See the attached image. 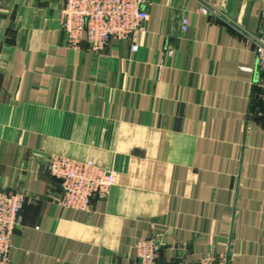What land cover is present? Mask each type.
Returning a JSON list of instances; mask_svg holds the SVG:
<instances>
[{
    "label": "crops",
    "instance_id": "crops-1",
    "mask_svg": "<svg viewBox=\"0 0 264 264\" xmlns=\"http://www.w3.org/2000/svg\"><path fill=\"white\" fill-rule=\"evenodd\" d=\"M203 1L151 0L136 51L93 52L63 0H0V187L25 196L8 264H134L150 237L165 264H264V0ZM51 155L114 171L109 197L60 205Z\"/></svg>",
    "mask_w": 264,
    "mask_h": 264
},
{
    "label": "built area",
    "instance_id": "built-area-1",
    "mask_svg": "<svg viewBox=\"0 0 264 264\" xmlns=\"http://www.w3.org/2000/svg\"><path fill=\"white\" fill-rule=\"evenodd\" d=\"M151 0H63L60 22L71 47L77 49L86 38L93 52L102 51L113 39L132 41V50L138 49L137 38L146 29ZM198 11L216 14V9L198 0ZM188 18L182 19V30L188 29ZM264 72V38L262 31L248 36ZM169 55L173 52L168 51ZM260 98L264 103V75L260 80ZM49 171L62 185L58 202L65 208L90 210L95 197L108 198L116 183L114 171L99 168L93 161H76L51 155ZM25 196L0 187V264L10 262L12 235L22 222L21 211ZM137 261L134 264H165L157 259L160 243L155 237L138 239L135 243ZM191 264H233L232 256L203 255Z\"/></svg>",
    "mask_w": 264,
    "mask_h": 264
}]
</instances>
